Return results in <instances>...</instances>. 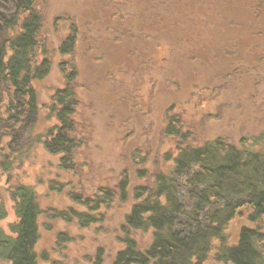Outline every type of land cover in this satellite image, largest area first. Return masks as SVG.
<instances>
[{
	"label": "rangeland",
	"instance_id": "1",
	"mask_svg": "<svg viewBox=\"0 0 264 264\" xmlns=\"http://www.w3.org/2000/svg\"><path fill=\"white\" fill-rule=\"evenodd\" d=\"M155 1L39 0L44 31L55 50L70 23L79 26L75 55L81 101L76 120L83 145L75 171L60 168V155L48 152L41 142L30 149L25 146L29 137L57 124L47 106L54 92L64 88L59 63L70 56L55 51L50 74L34 81L40 106L34 129L25 124L5 130L0 125V132L8 134L4 143L19 157L12 171L0 172V202L7 208L0 229L10 233V224L17 221L9 189L18 183L32 185L44 211L39 218L38 264L114 263L124 248L122 226L134 202L133 189L152 183L155 173L173 165L176 142L164 132L168 109L182 113L197 142L224 136L238 143L243 136L264 134V34L257 41H244L245 31L233 26V18L223 16L211 1L192 6L184 18H177L179 27H170L175 32L187 25L181 42L172 41L162 30L153 37V31L143 28L154 25L150 18ZM234 1L214 3L229 9L237 6ZM1 3L6 9L13 7L9 0ZM182 7L187 11L188 5ZM256 17L263 26L264 10ZM208 47L211 51L200 52ZM122 175L129 180L128 200L116 199L109 207H101L96 213L103 214V221L81 227L77 221L49 216L53 209L68 207L88 211L73 202L70 194L93 196L100 187L116 186ZM244 223L245 218L230 223V241L237 239ZM60 232L70 237L62 245L57 244ZM132 236L144 249L152 241V230H135ZM43 253L48 260L42 259ZM214 253L204 264H228L216 261Z\"/></svg>",
	"mask_w": 264,
	"mask_h": 264
},
{
	"label": "trees",
	"instance_id": "2",
	"mask_svg": "<svg viewBox=\"0 0 264 264\" xmlns=\"http://www.w3.org/2000/svg\"><path fill=\"white\" fill-rule=\"evenodd\" d=\"M2 1L0 125L6 130L28 124L33 130L40 112L34 81L50 74L55 51L70 56L59 63L65 79L64 88L54 92L47 106L57 124L43 134L29 137L25 146L30 149L41 142L48 152L60 155V168L75 171L83 145L76 120L81 101L78 93L80 71L75 55L79 26L70 23L68 34L55 50L44 31L45 18L39 0H9L13 5L11 9H6ZM211 1L219 0H188L187 3L158 0L155 12L160 18V30L171 36L172 41L181 42L187 25L175 32L170 27H179L177 18L181 15L184 18L192 6L199 7ZM214 2L213 5L220 9ZM186 4L187 11L182 7ZM208 7L206 5V11ZM230 23L245 31L242 35L247 38L243 37L246 42L257 41L264 34V25L253 27L251 31L249 25L236 19ZM114 39L119 41L120 36ZM173 110H167L164 128L165 134L176 142L173 165L166 172L155 173L152 183L133 189L134 202L122 226L124 248L117 252L113 264H204L214 251V259L218 262L264 264V134L243 136L238 143L224 136L197 142L196 134L182 113ZM5 136L8 134L0 132V172L9 173L19 157L10 150V144L4 143ZM128 187V177L122 175L116 186L100 187L93 196L72 192V201L87 207L88 211L68 207L53 209L49 216L67 222L77 221L81 227L101 222L104 216L96 212L103 206L109 207L116 199L128 200ZM9 193L17 221L10 224V233L0 229V261L38 264L39 218L44 211L37 192L32 185L18 183ZM6 215L7 208L0 202V219ZM244 218L246 223L241 225L237 239L230 241L227 235L230 223ZM149 229L152 241L143 249L132 233ZM69 240L67 233H58V245ZM101 252L100 249L97 253L98 261ZM42 259L48 260L45 253ZM50 264L63 263L52 261Z\"/></svg>",
	"mask_w": 264,
	"mask_h": 264
},
{
	"label": "flooded vegetation",
	"instance_id": "3",
	"mask_svg": "<svg viewBox=\"0 0 264 264\" xmlns=\"http://www.w3.org/2000/svg\"><path fill=\"white\" fill-rule=\"evenodd\" d=\"M229 2H231V0H229ZM155 3H157V1H155ZM234 3H237V6H235V7L232 6L229 9H228V7H225V6L221 7L220 6L221 13L223 14V16L227 17L228 19L233 18V19H236L237 21H240L242 23H246L247 25H249L252 28L251 31L253 30V27H257L260 25V21L262 19L259 20L256 16L263 12L264 0H237V2L235 0L233 2V4ZM158 4L159 3H157V5ZM155 9H157V8H155ZM243 9H245V11ZM186 13H188V12H186ZM185 16H186V14H185ZM180 17H183V15H181ZM150 19L153 20V23H154L153 27L152 28L151 27H149V28L145 27L143 29H149V30L153 31V33L155 35H157L158 32L160 31V18H159V15H157V13L155 12V10L153 11V16H151ZM143 29L141 31H143ZM155 35H153V37H155ZM154 39L155 38L148 39V40H154ZM150 43L151 42H148L147 44H150ZM209 49H210V47H208L207 50H209ZM207 50H204V52H208Z\"/></svg>",
	"mask_w": 264,
	"mask_h": 264
}]
</instances>
